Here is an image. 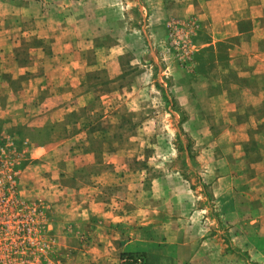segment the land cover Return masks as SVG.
<instances>
[{
    "label": "crops",
    "instance_id": "obj_1",
    "mask_svg": "<svg viewBox=\"0 0 264 264\" xmlns=\"http://www.w3.org/2000/svg\"><path fill=\"white\" fill-rule=\"evenodd\" d=\"M143 1L146 30L139 27L133 0H52L48 6L0 0V113L5 118L20 113L29 129H42L50 119L62 121L64 129L55 141L29 145L19 178L29 194L39 192L46 201L59 264H119L126 255H142L146 264H193L206 247L201 189L193 188L180 170L149 163L158 156L145 155L141 138L126 140L118 132L132 123L126 124L122 110L142 111V74L138 85L137 79L134 84L125 81L131 67L144 63V37L150 34L146 42L151 51L150 41L163 43L167 20L193 13L207 21V11L195 0ZM183 1L186 8L179 6ZM138 7L142 17L146 11ZM215 31L222 37L237 35L236 26ZM254 44L252 30L239 45L251 69L243 68L240 76L254 68ZM231 56L229 52L230 65ZM224 95L211 99L217 105ZM132 97L139 101L127 102ZM178 102L186 111L187 102ZM245 107L241 116L256 109ZM230 111L236 108L230 106ZM262 122L230 119L224 126L243 153L246 130ZM134 127L139 131L157 124L148 120ZM151 141L158 143L157 138ZM219 192L231 193L233 186H220Z\"/></svg>",
    "mask_w": 264,
    "mask_h": 264
},
{
    "label": "rangeland",
    "instance_id": "obj_2",
    "mask_svg": "<svg viewBox=\"0 0 264 264\" xmlns=\"http://www.w3.org/2000/svg\"><path fill=\"white\" fill-rule=\"evenodd\" d=\"M33 1L46 6L52 3V0ZM133 1L139 10L143 7L146 11L145 1ZM195 1L207 11V21H201L193 13L183 19L167 20L163 43L150 41L151 51H147L146 40L150 34L146 33L144 63L142 67H131L128 72L132 75L125 81L134 84L137 79L138 85L137 76L142 74L139 81L142 111L129 113L128 107L126 112L121 109L120 115L126 124L132 123L118 134L126 140L134 135L141 138L140 146L145 155L152 152L158 156L157 161L149 163L160 169L180 170L182 178L193 188L201 189V203L206 206L207 243L193 264H264V0ZM186 3L183 1L179 6L186 8ZM137 7L134 13L139 27L146 30L148 13L142 11L141 17ZM219 26L222 31L236 26L237 35L222 37L215 31ZM252 30L254 68L252 73L246 71L245 76H240L243 68L251 69L250 60L244 61L245 53L239 54L242 48L239 45L246 43ZM216 35L223 39L219 41ZM229 52L233 54L231 65ZM222 92L225 95L218 101L223 105L221 108L211 97ZM138 99L128 98L127 102ZM178 100L180 104L187 102L186 111L178 106ZM230 106L236 111H230ZM245 106L256 109H248V113L244 111L241 116ZM244 118L263 122L246 130L248 140L242 153L236 141L226 134L225 126L230 119ZM148 120L156 122L157 127L139 131L136 127L135 130L134 124ZM60 122L50 119L42 129H29L24 127L20 113L7 118L0 113V155L12 162L17 173L14 198L27 202L32 212L38 210L36 216L43 221L31 226L30 249L21 243V230L17 232L15 226H0V234L20 235L11 246L12 251L19 253L6 256L0 252V264H59V250L46 201L39 192L29 194L27 188L19 184V178L29 145L36 147L61 138L64 129ZM256 136L261 139L256 140ZM151 138H157L158 143ZM259 148H262L261 154H258ZM239 151L243 161L238 158ZM252 165H256L254 169ZM226 173L228 175H224ZM225 185H232L233 192L215 193L218 187ZM220 195H223V205H220Z\"/></svg>",
    "mask_w": 264,
    "mask_h": 264
},
{
    "label": "built area",
    "instance_id": "obj_3",
    "mask_svg": "<svg viewBox=\"0 0 264 264\" xmlns=\"http://www.w3.org/2000/svg\"><path fill=\"white\" fill-rule=\"evenodd\" d=\"M16 184L17 173L12 162L0 155V226H15L17 232L18 229L21 230V243L24 248L30 249L31 226H38L43 221L39 215L36 216L38 210L32 212L27 202L15 200L13 194ZM39 214L41 215L40 211ZM0 237V252L6 256L19 253L12 251L11 247L17 242L19 234H0ZM119 264H146V260L142 255H126L120 258Z\"/></svg>",
    "mask_w": 264,
    "mask_h": 264
}]
</instances>
